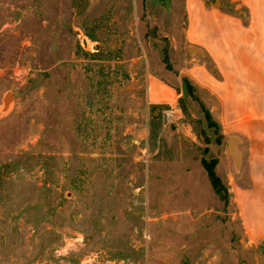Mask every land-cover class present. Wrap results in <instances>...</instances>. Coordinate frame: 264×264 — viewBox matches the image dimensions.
Wrapping results in <instances>:
<instances>
[{
  "label": "rangeland",
  "instance_id": "rangeland-1",
  "mask_svg": "<svg viewBox=\"0 0 264 264\" xmlns=\"http://www.w3.org/2000/svg\"><path fill=\"white\" fill-rule=\"evenodd\" d=\"M181 4L0 0V264H264L261 54L189 62Z\"/></svg>",
  "mask_w": 264,
  "mask_h": 264
},
{
  "label": "crops",
  "instance_id": "crops-1",
  "mask_svg": "<svg viewBox=\"0 0 264 264\" xmlns=\"http://www.w3.org/2000/svg\"><path fill=\"white\" fill-rule=\"evenodd\" d=\"M181 7L184 28L182 36L173 39L175 52L189 62H195L196 58H209L215 63L220 60H229L232 63L233 55L242 53L253 64L254 56L261 54L264 97V0H246V36L241 38L232 37L231 22L242 23L236 16L221 14L218 8L208 11L204 0H182ZM178 18L174 16L173 21L179 22ZM240 18L243 19L242 16ZM201 67V64L190 63V66L180 73L192 85L198 87L205 79V76L200 75ZM173 86L176 87V82L170 85L164 82L160 75H151L147 86L148 102H173V98L178 95Z\"/></svg>",
  "mask_w": 264,
  "mask_h": 264
},
{
  "label": "water",
  "instance_id": "water-1",
  "mask_svg": "<svg viewBox=\"0 0 264 264\" xmlns=\"http://www.w3.org/2000/svg\"><path fill=\"white\" fill-rule=\"evenodd\" d=\"M237 140L238 139L236 136H234V135L229 136L227 141H226V145H225L226 153L232 157L233 162L235 164H237L239 162L238 151L236 148Z\"/></svg>",
  "mask_w": 264,
  "mask_h": 264
},
{
  "label": "trees",
  "instance_id": "trees-1",
  "mask_svg": "<svg viewBox=\"0 0 264 264\" xmlns=\"http://www.w3.org/2000/svg\"><path fill=\"white\" fill-rule=\"evenodd\" d=\"M205 170L207 172V176L209 178L211 186L213 187L214 190H217V179H216V176H215L213 170L211 168H208V167H205Z\"/></svg>",
  "mask_w": 264,
  "mask_h": 264
},
{
  "label": "built area",
  "instance_id": "built-area-1",
  "mask_svg": "<svg viewBox=\"0 0 264 264\" xmlns=\"http://www.w3.org/2000/svg\"><path fill=\"white\" fill-rule=\"evenodd\" d=\"M171 111H172V110H167V112L165 113V114H166V116H169V115H170V113H171Z\"/></svg>",
  "mask_w": 264,
  "mask_h": 264
}]
</instances>
